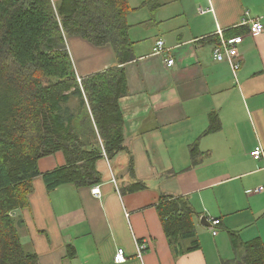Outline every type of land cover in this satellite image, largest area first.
Masks as SVG:
<instances>
[{
  "label": "crops",
  "instance_id": "obj_1",
  "mask_svg": "<svg viewBox=\"0 0 264 264\" xmlns=\"http://www.w3.org/2000/svg\"><path fill=\"white\" fill-rule=\"evenodd\" d=\"M143 1L128 0L136 8L127 16L133 49L121 64L126 90L118 100L126 148L97 159L93 185L47 191L35 177L18 212L21 241L40 264H221L239 257L240 242H264V188L257 190L264 161L250 155L264 147V30L251 34L239 24L248 11L264 25V0H155L154 8ZM220 33L242 36L235 72L213 58ZM159 38L167 56L152 51ZM67 47L79 76L120 65L110 45L70 36ZM213 114L220 127L204 133ZM64 164L60 151L38 160L41 172ZM134 182L144 187L123 190ZM161 194L187 197L199 214L200 248L173 256L154 206ZM141 240L147 248L139 257ZM118 248L124 262L113 259Z\"/></svg>",
  "mask_w": 264,
  "mask_h": 264
},
{
  "label": "trees",
  "instance_id": "obj_2",
  "mask_svg": "<svg viewBox=\"0 0 264 264\" xmlns=\"http://www.w3.org/2000/svg\"><path fill=\"white\" fill-rule=\"evenodd\" d=\"M159 4L144 0L140 6ZM135 9L128 0H0V264H40L21 241L18 214L27 206L35 177L41 176L47 191L93 185L100 180L95 162L103 152L112 159L126 148L118 100L126 90L121 64L132 58L133 49L127 16ZM70 36L110 45L120 65L78 82L67 47ZM210 121L204 133L220 127L216 114ZM58 151L65 164L41 172L38 160ZM142 187L141 182L124 186ZM154 206L173 256L200 248L199 214L187 197L161 194ZM240 246L238 258L221 264H264L260 239Z\"/></svg>",
  "mask_w": 264,
  "mask_h": 264
},
{
  "label": "built area",
  "instance_id": "obj_3",
  "mask_svg": "<svg viewBox=\"0 0 264 264\" xmlns=\"http://www.w3.org/2000/svg\"><path fill=\"white\" fill-rule=\"evenodd\" d=\"M248 11H245L243 14V17L241 18L239 24L240 25H247L249 28V32L251 34H257L261 33L264 30V25L262 22H260L257 18L250 19L247 17ZM218 32H222V29H219ZM242 41V36H235L230 39H225L220 33L219 41L213 46L212 48V55L213 58L216 61H227L229 65L231 66V69L235 72L237 71L241 66V60L238 58V50L237 45ZM152 51L157 54H163L167 56L166 54V48L165 43L163 39L159 38L157 39ZM168 65H172L174 62V59L171 57L165 58ZM77 80L80 82V76L77 74ZM104 156L105 155V152ZM250 155L255 160H263L264 161V147L260 145H256L251 151ZM264 186H259L257 190H262ZM99 186L95 185L91 188V192L95 195H99ZM211 223L218 224L219 219H209ZM213 234H215V231H212ZM136 248H137V254L139 257H141L142 252L147 248V240H141L136 242ZM114 261L117 263L124 262L126 260L124 250L122 248H118L114 257Z\"/></svg>",
  "mask_w": 264,
  "mask_h": 264
},
{
  "label": "rangeland",
  "instance_id": "obj_4",
  "mask_svg": "<svg viewBox=\"0 0 264 264\" xmlns=\"http://www.w3.org/2000/svg\"><path fill=\"white\" fill-rule=\"evenodd\" d=\"M66 41H67V38H66ZM127 185V184H126ZM123 190H127V188H124ZM126 192V191H125Z\"/></svg>",
  "mask_w": 264,
  "mask_h": 264
},
{
  "label": "water",
  "instance_id": "obj_5",
  "mask_svg": "<svg viewBox=\"0 0 264 264\" xmlns=\"http://www.w3.org/2000/svg\"><path fill=\"white\" fill-rule=\"evenodd\" d=\"M204 218V217H203Z\"/></svg>",
  "mask_w": 264,
  "mask_h": 264
}]
</instances>
